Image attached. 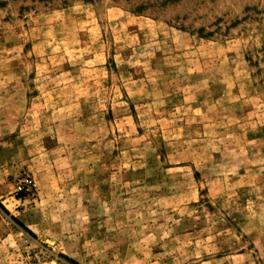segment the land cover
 <instances>
[{
    "label": "rangeland",
    "instance_id": "374dc122",
    "mask_svg": "<svg viewBox=\"0 0 264 264\" xmlns=\"http://www.w3.org/2000/svg\"><path fill=\"white\" fill-rule=\"evenodd\" d=\"M35 256L264 264V0H0V264Z\"/></svg>",
    "mask_w": 264,
    "mask_h": 264
},
{
    "label": "built area",
    "instance_id": "2783aa9c",
    "mask_svg": "<svg viewBox=\"0 0 264 264\" xmlns=\"http://www.w3.org/2000/svg\"><path fill=\"white\" fill-rule=\"evenodd\" d=\"M21 182H22V183H21ZM21 182H20L19 185H18V190H21L22 187L30 188L31 185H32V181L29 180V179H27V178L23 179ZM33 185H34V184H33ZM28 264H45V263L42 262V261L38 258V256H35L34 259H33V261H32L31 263H28ZM55 264H70V263H67V262H65V261H63V260L57 259V260L55 261Z\"/></svg>",
    "mask_w": 264,
    "mask_h": 264
},
{
    "label": "trees",
    "instance_id": "16d2710c",
    "mask_svg": "<svg viewBox=\"0 0 264 264\" xmlns=\"http://www.w3.org/2000/svg\"><path fill=\"white\" fill-rule=\"evenodd\" d=\"M2 208V207H1ZM4 212H6V211H4Z\"/></svg>",
    "mask_w": 264,
    "mask_h": 264
}]
</instances>
